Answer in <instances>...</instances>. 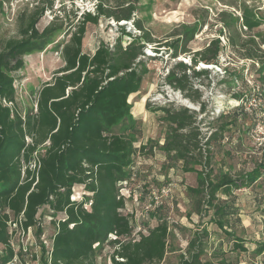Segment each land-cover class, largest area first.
<instances>
[{
  "label": "trees",
  "instance_id": "obj_1",
  "mask_svg": "<svg viewBox=\"0 0 264 264\" xmlns=\"http://www.w3.org/2000/svg\"><path fill=\"white\" fill-rule=\"evenodd\" d=\"M52 5V2L43 4L27 17L21 16L20 37L0 41V246L7 248L6 254L0 255V264L11 255L7 247L6 211L24 212L25 225L30 226L38 222L37 214L47 207L67 215L54 235L51 264H98L97 256L105 244L113 247L111 264H160L170 247L168 221L159 216V223L147 233L139 231L135 237L132 220L121 212L125 197L120 193L119 183L131 177L133 158L145 149L143 145L140 149L135 145L133 106L129 99L140 91L144 76L150 71L147 60L157 58L148 55L147 48L152 47L158 54L161 47H166V53L177 58L190 52L188 42L193 34L185 32L157 41L135 18V5L117 10L98 3L95 12H84L74 25L61 49L64 65L40 88L36 109L22 113L16 105L17 89L12 73L24 66L25 54L43 49L53 34L63 28L58 20L43 29L38 27L40 18ZM2 7L0 0V10ZM101 17L117 23L130 21L138 32L128 30L127 24H119L121 35L115 43H101L89 54L83 49L84 37L89 24H98ZM245 21L249 29L261 23L250 17ZM124 36H129L130 41L124 43ZM242 44L244 57L258 61L257 70L264 81V57L259 55L255 37ZM221 50L220 37L211 39L194 52L191 64L180 60L171 67L166 81L182 91L192 88L188 70L193 69L192 76L197 78L208 76L209 68L194 67L199 63L218 64ZM200 98L201 93H197L194 100L200 102L203 113L206 104ZM158 110L163 111L167 125L160 148L170 160L183 161L185 171L197 173L196 186L188 187L193 210L211 214L212 222L232 239L233 249L247 250L245 240L235 234L233 219L239 220V216L236 197L233 200L230 196L233 189L242 186L264 185L261 178L264 162L238 178L225 171L216 173L212 166L211 145L222 138L228 126L235 124L237 108L228 113L232 119L204 137L195 110L174 105ZM119 124L126 127L117 133L114 127ZM41 149L44 152L35 157ZM78 185L84 186L90 195L74 201L72 196ZM89 201L91 205L87 206ZM209 234L206 226L196 231L188 241L187 255L182 254L178 264H241L228 258L219 261L205 258ZM263 251L261 243L257 253Z\"/></svg>",
  "mask_w": 264,
  "mask_h": 264
},
{
  "label": "rangeland",
  "instance_id": "obj_2",
  "mask_svg": "<svg viewBox=\"0 0 264 264\" xmlns=\"http://www.w3.org/2000/svg\"><path fill=\"white\" fill-rule=\"evenodd\" d=\"M2 1L0 41L20 37L21 16L27 17L38 6L49 2L53 5L44 12L38 27L43 29L53 20H58L57 23L63 25L43 49L25 54L24 66L12 73L17 89L16 105L22 113L36 109L40 88L51 81L55 71L64 65L61 49L69 40L71 31L75 29L74 25L80 21L84 12H95L98 3L117 10L129 4L135 5V18L141 21L157 41L175 38L185 32L193 34L188 42L190 52L177 58H171L166 53V47H161L158 54L152 47L147 48L149 55H157V58L147 60L150 71L144 76L140 91L134 95L135 100H132L135 145L138 149L143 145L145 149L139 150L134 156L131 177L119 183L120 193L125 197V206L121 212L132 220L135 237H138L139 231L147 233L150 227L159 223V216L168 221L170 247L160 264H178L181 255H187L190 238L205 226L210 232L206 238L205 258L214 261L228 258L241 264H255L259 256L257 247L264 243V185L242 186L233 189L230 196L233 200L236 197L235 205L239 216V220L233 219L235 234L245 240L247 248L245 251H236L232 248V239L212 222L211 214H198L193 210V198L188 187L196 186L197 173L185 171L183 161L170 160L160 148L164 143L167 125L163 120V111L158 110V107H188L186 100L193 106H199L198 110H193L197 112L202 137L210 134L221 123L232 119L228 113L234 107L237 108L235 124L228 126L222 138L211 145L212 166L216 173L225 171L238 178L251 171L258 163L264 162V92H261L264 81L257 70L258 61L244 57L242 44L256 35L259 55L264 57V46L261 42L264 34V0ZM257 15L263 20L260 25L252 29L244 27L247 17L255 20L258 19ZM125 23L126 21L117 23L114 19L101 17L98 24H89L83 41L84 51L93 54L101 43L114 44L121 35L118 25ZM127 29L138 32L129 23ZM218 37L222 46L219 63L210 64L212 67L209 68L208 76L197 78L192 76L193 69L188 70L192 88L184 91L166 81L168 70L178 61L191 64L194 52ZM122 39L124 43L130 41L129 36ZM194 68H205L204 63H199ZM159 93L162 97L150 102ZM197 93H201L200 101L206 104L203 113L200 102L194 100ZM240 95L242 96L239 97ZM143 99L145 104L142 114L138 112V104ZM125 127L126 125L119 124L114 127V131L122 132ZM205 140L206 138L202 143ZM43 152V149L39 150L35 157ZM83 189L82 185L76 186L77 201L83 199ZM48 230H54L53 222L48 224ZM112 251L113 247L105 244L97 256L98 264H111Z\"/></svg>",
  "mask_w": 264,
  "mask_h": 264
},
{
  "label": "built area",
  "instance_id": "obj_3",
  "mask_svg": "<svg viewBox=\"0 0 264 264\" xmlns=\"http://www.w3.org/2000/svg\"><path fill=\"white\" fill-rule=\"evenodd\" d=\"M257 18L263 21L260 19L259 15H257ZM128 23L134 27L130 21H126L125 24ZM244 27H246V25H244ZM262 36L264 37V34ZM254 37L257 38L256 35H254ZM261 42L264 46L262 38ZM146 53L149 55L147 50ZM180 96L182 97V95ZM160 97H162V95L159 93L152 98L150 102L157 101ZM194 107L196 110L199 108V106ZM27 140L30 141L31 139L27 137ZM261 178L264 179V173ZM75 191L76 188L74 190L72 200L77 201ZM85 194L90 195L86 189L81 194L82 198H84ZM86 205L90 206L91 201H89ZM46 209L47 212H44ZM6 213L9 215L6 221L8 229L7 247L11 250V255L5 263L1 264H45V262H47V264H51L54 235L59 228L60 222L67 219V215L64 212L56 213L50 207H47L39 211L36 216L38 222L35 225L26 226L25 223L27 219L24 212L14 214L10 210H7ZM50 222H53L54 224V230L52 232H49L48 230V224ZM69 226L72 228L74 224L71 223ZM6 250V247L0 246V255H5ZM262 255H264V251L259 254L254 262L255 264H264V257H262Z\"/></svg>",
  "mask_w": 264,
  "mask_h": 264
},
{
  "label": "crops",
  "instance_id": "obj_4",
  "mask_svg": "<svg viewBox=\"0 0 264 264\" xmlns=\"http://www.w3.org/2000/svg\"><path fill=\"white\" fill-rule=\"evenodd\" d=\"M135 94H138V93H135ZM135 94H133V95H131V97H130V99H129V101L131 102V104L133 105V99L135 100V97H134V95ZM137 99V98H136ZM144 104H145V99H143V101L142 102H139V104H138V112L139 113H142L143 114V107H144ZM132 114H133V111H132Z\"/></svg>",
  "mask_w": 264,
  "mask_h": 264
},
{
  "label": "bare ground",
  "instance_id": "obj_5",
  "mask_svg": "<svg viewBox=\"0 0 264 264\" xmlns=\"http://www.w3.org/2000/svg\"><path fill=\"white\" fill-rule=\"evenodd\" d=\"M204 66L205 67H208V68H211L212 67V65H207V64H204ZM186 102V104H188V106H193V104L192 103H190L189 101H185Z\"/></svg>",
  "mask_w": 264,
  "mask_h": 264
},
{
  "label": "water",
  "instance_id": "obj_6",
  "mask_svg": "<svg viewBox=\"0 0 264 264\" xmlns=\"http://www.w3.org/2000/svg\"><path fill=\"white\" fill-rule=\"evenodd\" d=\"M205 68H208V67H205ZM188 107L196 110V108L194 106H188Z\"/></svg>",
  "mask_w": 264,
  "mask_h": 264
}]
</instances>
